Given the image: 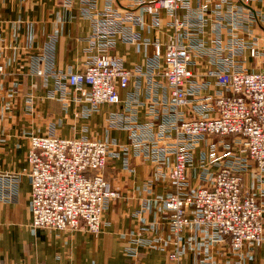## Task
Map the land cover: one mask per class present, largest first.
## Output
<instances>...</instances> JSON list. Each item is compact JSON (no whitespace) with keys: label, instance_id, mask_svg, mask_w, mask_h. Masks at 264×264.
<instances>
[{"label":"built area","instance_id":"1","mask_svg":"<svg viewBox=\"0 0 264 264\" xmlns=\"http://www.w3.org/2000/svg\"><path fill=\"white\" fill-rule=\"evenodd\" d=\"M117 1L124 6L99 11L96 0H78L80 14L90 24L88 51L94 52L83 71H56L53 44H48L31 73L53 81L47 99L64 108L69 102L79 105L76 120L89 119L104 105L115 106L106 129L126 131L129 142L60 138L53 125L46 135H29L30 227L100 234L104 212L120 197L104 179L110 148L115 147L111 157H120L125 169L132 156L151 163L156 178L168 180L171 190L160 203L172 235L202 231L215 246L227 242L232 253L260 243L264 50L259 47L264 38L252 33L260 14L251 9L259 0ZM163 14L172 31L169 40L143 39L138 31L143 16L157 31ZM117 43L149 46L152 53L143 65L127 70L112 53ZM247 61L261 69L248 70ZM26 102L32 112L33 96ZM195 162L203 183L196 189L189 182ZM250 170L257 176L258 195L243 188ZM0 180L15 192L16 178ZM144 208L136 219L141 220ZM153 244L136 235L124 253L132 264H141L138 249ZM181 255L178 249L170 251L167 264H180Z\"/></svg>","mask_w":264,"mask_h":264},{"label":"crops","instance_id":"2","mask_svg":"<svg viewBox=\"0 0 264 264\" xmlns=\"http://www.w3.org/2000/svg\"><path fill=\"white\" fill-rule=\"evenodd\" d=\"M124 4V1L96 0L99 11ZM79 7L78 0L70 4L63 0H0V66L4 70L0 74V179L9 176L18 180L14 193L8 183L0 180V264H132L124 249L136 235L154 241L151 247L138 249L141 264H167V254L177 249L182 252L180 264H264V234L260 243L237 253L230 252L227 242L213 245L202 231L188 229L178 237L172 235L160 203L171 190L168 180L156 178L151 163L132 156L129 169H125L120 157H111L117 151L115 147L110 148L104 179L120 197L104 212L100 234L30 227L26 161L29 135H46L53 125L55 135L60 138L129 142L126 131L106 129V118L117 111L115 106L104 105L89 119L76 120L74 112L79 105L69 102L64 108L63 103L47 99L46 92L53 88V81L31 73L34 66H39L38 58L48 44H53L56 71H83L94 52L88 51L90 24L81 16ZM251 7L260 14L252 33L263 39L264 0L254 2ZM148 19L143 16L144 24L138 29L141 37L169 40L172 31L167 26L168 18L163 14L157 31L147 26ZM259 49L264 50L263 40ZM151 50L145 45L117 43L112 53L123 60L124 68L132 70L135 65L144 64ZM247 68L261 69L251 61H247ZM29 95L33 96L32 112L27 110ZM140 118L144 120V115L140 114ZM198 173L195 162L189 171L191 188L203 185ZM257 184V176L250 170L244 176L243 188L258 195ZM258 200L263 203L264 197L258 195ZM142 205L144 214L138 220L135 213Z\"/></svg>","mask_w":264,"mask_h":264}]
</instances>
